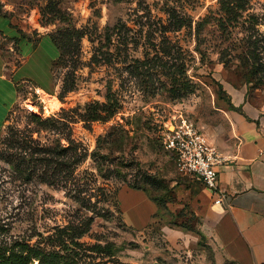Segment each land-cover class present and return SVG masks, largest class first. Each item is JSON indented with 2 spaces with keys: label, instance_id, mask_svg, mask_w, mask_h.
Instances as JSON below:
<instances>
[{
  "label": "rangeland",
  "instance_id": "374dc122",
  "mask_svg": "<svg viewBox=\"0 0 264 264\" xmlns=\"http://www.w3.org/2000/svg\"><path fill=\"white\" fill-rule=\"evenodd\" d=\"M218 2L0 0V17L17 22L33 16L36 28H47L58 40L69 28L84 32L79 42L74 41L77 51L52 66L48 95L60 107L46 115L48 96L24 85L10 123L0 130V148L9 127L37 129L32 116L60 118L62 110L104 103L109 95L121 106L109 122L86 123L78 118L70 125V138L87 156L68 188L16 180L0 160V240L33 232L50 234L90 219L91 229L77 248L83 264H221L214 238L217 218L209 216L216 204L213 200L205 207V186L181 174L175 155L163 144V134L182 118L193 121L205 135L212 131L215 137L227 138L220 111L228 105L225 86L244 87L253 103L264 106V74L254 73L253 61L247 65L242 60L250 36L264 43V0L251 1L231 38L226 39L216 21L197 37L196 22L217 15ZM172 11L188 18L192 26L172 31ZM251 14L259 19L256 30ZM67 135L42 132L41 139L61 138L68 144ZM99 145L102 172L92 157ZM134 185L141 189H133ZM124 191H142L157 200L158 210L145 228L143 223L150 221L145 218L133 222L134 227L125 222L120 205ZM124 202L134 206L129 217L149 216L137 196ZM98 244H110L113 256L94 250Z\"/></svg>",
  "mask_w": 264,
  "mask_h": 264
},
{
  "label": "crops",
  "instance_id": "0c3cea01",
  "mask_svg": "<svg viewBox=\"0 0 264 264\" xmlns=\"http://www.w3.org/2000/svg\"><path fill=\"white\" fill-rule=\"evenodd\" d=\"M32 17L17 22L15 18L0 17V130L10 123L24 85L33 86L40 96L52 89V66L59 51L48 29L36 28ZM224 91L228 105L220 111L228 137H215L212 131L206 135L223 158L217 172L226 200L209 209V216L217 218L214 226L217 257L221 264H264V106L253 103L244 87L225 86ZM131 195L138 197L140 205L149 212L148 217L128 216L134 206L124 200ZM203 204L205 207L214 204L207 189ZM120 205L128 225L144 218L150 220L143 223L144 227L140 225L143 228L158 210V205L142 191L122 192Z\"/></svg>",
  "mask_w": 264,
  "mask_h": 264
},
{
  "label": "trees",
  "instance_id": "16d2710c",
  "mask_svg": "<svg viewBox=\"0 0 264 264\" xmlns=\"http://www.w3.org/2000/svg\"><path fill=\"white\" fill-rule=\"evenodd\" d=\"M251 1L219 0L217 15L208 14L196 22L197 37L209 23L216 21L226 39L231 38L232 28L239 24L240 18L249 11ZM249 19L256 30V26L260 24L258 17L251 14ZM188 25L192 26L188 18L177 16L173 11L170 12L169 28L172 31H179ZM83 37L84 32L75 28L65 30L61 34L62 40L51 37L59 51L57 60L63 59L66 55L71 56L73 52L77 51L78 44H75L74 41L79 42ZM261 41L258 37L250 36L247 41V50L242 57L247 65L253 61V71L257 74H264V43L260 45ZM57 60L54 64L57 63ZM172 75L175 73L173 72ZM46 91L52 94L48 90ZM66 91L68 88H65ZM229 105L230 108L236 109L231 104ZM120 109L119 101L109 95L104 103L95 102L87 105L84 109L62 110L63 115L60 118L42 119L32 116L37 129L20 130L9 127L2 142L3 147L0 148V160L7 165L12 177L16 180L25 183L38 180L42 185L68 188L74 180L77 167L87 156L80 152V145L70 138V125L75 123L78 118L86 123H106L111 121L120 112ZM236 110L241 111V109ZM42 132H46L50 136L67 132L66 141L68 144H63L61 138L55 140L47 138L44 141L41 139ZM35 133L38 134V138L34 137ZM99 144L101 145V138ZM100 145L92 157L98 170L102 172L104 164L98 158L101 154L99 152ZM133 189L141 188L134 185ZM143 191L147 193L146 189ZM150 200L158 205L157 200L153 198ZM91 225L90 219H84L78 224L70 223L63 228L58 227L50 234L33 232L29 236L4 238L0 240V264H83L77 248L81 246L79 240L89 233ZM93 249L105 252L107 256H113L110 244L106 246L98 244Z\"/></svg>",
  "mask_w": 264,
  "mask_h": 264
},
{
  "label": "built area",
  "instance_id": "2783aa9c",
  "mask_svg": "<svg viewBox=\"0 0 264 264\" xmlns=\"http://www.w3.org/2000/svg\"><path fill=\"white\" fill-rule=\"evenodd\" d=\"M163 144L175 155L179 172L200 181L211 193L214 203L222 205L226 194L219 186L217 166L223 158L197 125L182 118L163 134Z\"/></svg>",
  "mask_w": 264,
  "mask_h": 264
},
{
  "label": "bare ground",
  "instance_id": "6f19581e",
  "mask_svg": "<svg viewBox=\"0 0 264 264\" xmlns=\"http://www.w3.org/2000/svg\"><path fill=\"white\" fill-rule=\"evenodd\" d=\"M46 95L48 96V99H49V101H48L49 105L46 109V115H50L60 107V102L56 98H54L48 94H46Z\"/></svg>",
  "mask_w": 264,
  "mask_h": 264
}]
</instances>
